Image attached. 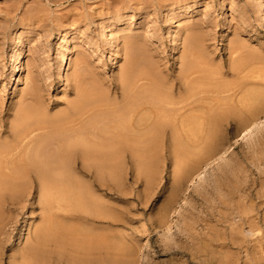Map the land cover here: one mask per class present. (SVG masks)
Wrapping results in <instances>:
<instances>
[{"label":"rangeland","instance_id":"obj_1","mask_svg":"<svg viewBox=\"0 0 264 264\" xmlns=\"http://www.w3.org/2000/svg\"><path fill=\"white\" fill-rule=\"evenodd\" d=\"M190 40L188 61L205 75L202 88L224 84L242 90L239 96L264 88V0H0V120L10 123L31 103L30 86L48 115L67 108L76 85L118 100L129 62L140 73L155 66L175 84ZM64 56L69 66L59 70ZM236 66L252 70L257 84L247 85ZM259 118L261 126L245 136L239 117H193L195 138L205 140L210 131L217 147L194 176L187 172L207 155L203 144L187 154L167 147L148 152L140 174L124 157L119 180L71 166L78 184L69 195L81 194L79 208L98 204L101 214L63 204L64 224L77 231L81 253L67 248L60 260L42 254L44 264H264V114ZM8 200H0V264H34L25 249L44 224L40 202L31 198L18 209ZM72 212L78 219L69 218Z\"/></svg>","mask_w":264,"mask_h":264},{"label":"bare ground","instance_id":"obj_2","mask_svg":"<svg viewBox=\"0 0 264 264\" xmlns=\"http://www.w3.org/2000/svg\"><path fill=\"white\" fill-rule=\"evenodd\" d=\"M192 44L193 40L186 43L181 74L175 84L162 79V73L155 66L140 73L135 63L129 62L118 79V100H110V95L96 88L76 85V98L67 108L48 115L41 95L30 86L26 96L31 103L22 105L10 123L0 120V200L8 197V206L24 209L31 198H37L43 211L44 224L28 238L25 249L34 264L45 263L42 254L56 255L60 260L67 248L81 253L74 234L77 231H70L64 224L67 218L61 214L63 204L72 202L74 213L82 210L101 214L98 204L93 207L84 204L85 208H79L83 206L81 194L69 195L78 184L77 179L69 175L71 166L78 164L99 179L106 174L109 179L119 180L124 157H130L140 174L148 152L167 147L187 154L203 144L207 155L187 172L194 176L211 164L217 147L210 131L205 140L202 136L195 138L193 117H226V114L239 117L246 123L245 136L261 126L259 116L264 114V88L252 87L241 96L242 90L237 94L224 84L213 89L202 88L205 75L200 70L192 71L196 63L188 61L194 59ZM66 45L67 41L61 50ZM68 66L69 59L64 56L58 69ZM233 71L247 79V85L257 84L258 76L252 70L244 74L245 69L236 66ZM74 78L81 81L80 84L84 80L82 74ZM258 97L260 103L241 106L244 101ZM166 133L172 137L168 144L161 142ZM64 183L67 187H62ZM34 186L39 188L36 196L31 192ZM74 213L69 214V218L78 219ZM93 246L94 250L103 248L100 244Z\"/></svg>","mask_w":264,"mask_h":264}]
</instances>
